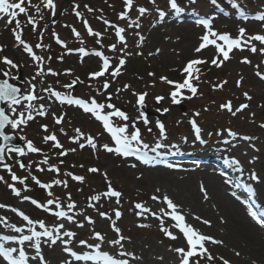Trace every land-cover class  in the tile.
<instances>
[{"label": "rangeland", "instance_id": "obj_1", "mask_svg": "<svg viewBox=\"0 0 264 264\" xmlns=\"http://www.w3.org/2000/svg\"><path fill=\"white\" fill-rule=\"evenodd\" d=\"M15 1L9 0L10 3ZM233 1L237 2L240 10L242 6H247L246 0H215V3L220 2L228 9V4ZM262 1L264 3V0ZM258 2L254 0L252 4L254 12L261 10V4ZM54 3L56 5L54 15L48 12L41 0H31L33 6L25 3L27 15L17 17L21 24L19 29L22 33L21 38L32 46L36 56L41 57V60H33L23 45L15 40L12 31L15 28V21L8 25L7 17L0 19V71H7L13 80L21 71L24 81L22 94H28L31 86L35 85V95L38 99L31 102L33 108L38 110L43 106L46 112L45 116H39L33 111L34 119L27 121L26 125H21L15 130L11 126L7 128V133L15 134L26 146L23 156L16 152L5 153L6 164L11 168V173L4 165H0V177H3L0 181V204L6 206L0 208V221L5 220L8 225H12V220L19 218L28 228L40 232L44 229L39 227V222H43L46 228L56 235L54 229L62 220V223L68 226L66 231L75 233L70 245L75 249H85L80 241H87L89 245L97 244L98 241L93 239L96 232L104 237L102 245L117 239V234L112 229V220H115L116 227L125 237L123 243H151L160 249L173 250L181 261V255L175 249H185L184 244H180L183 234L173 227L175 221L166 214L170 213L166 211L171 209L163 201L167 196L164 191L167 186L166 180L173 175L162 176L163 172L160 170H149V167L144 169L123 155L107 152L104 145L113 148L116 145L102 123L78 106L61 104L46 89L50 88L66 96L83 97L87 102L94 98L97 103L105 105L103 111L105 114L112 111L107 107L108 104L125 112L129 120L122 121L113 117V125H127L129 136L138 128L143 144L148 145L144 148L134 143L133 147L138 146L147 153L154 154L156 151L152 147L156 148V145L160 144L162 148L175 152L190 151L191 155L195 154L202 158L211 157L217 160L219 155L220 161H217L221 162L220 165L211 159L209 162L226 175L228 174L220 169L222 163L236 160L242 169L241 174L248 179L255 173L259 178L258 185L264 189V127H261L264 125V80L257 75V72L264 74L262 51L264 44L248 39L251 36L264 35V24L248 21L242 25L236 24L233 20V23L226 20L214 21L209 31L217 34L230 33L233 36L236 34L234 38H239V30L245 29L243 39L247 43L242 44V50L233 49L229 53L230 58L223 61V56L217 52L214 45H208L197 52L196 49L203 43L202 37L206 31L204 29L199 31L187 21L178 20L183 12L192 14L195 13V9L196 12L201 11L191 0L178 1L180 13L169 9V0H133L131 12L124 0H54ZM35 5H39V12ZM89 8L92 10L89 11ZM137 8L138 10L144 8L146 12L141 15ZM159 10L167 11L165 13L170 16L161 17ZM77 12L80 13L79 17L76 15ZM209 13L211 11H204V15ZM29 16L36 21L35 30L27 22ZM89 28L99 35H90ZM117 28L124 29L125 45L118 44L114 38ZM73 30L78 32L79 36H76ZM56 37L63 39L70 49L96 47L102 50L110 64L108 71L102 77L91 79V74L98 71L99 63L95 60L71 57L65 50L55 46ZM210 39L218 40L213 36ZM252 47L257 49L255 53L251 51ZM5 57L12 60L17 68L4 64L2 61ZM121 59L125 61L120 69L121 74L113 77L111 73L119 67ZM197 59L207 61L195 66L199 71L194 72V75H198L199 78L193 79L192 83L198 89L197 94L192 96L188 90H182L183 97L192 98H181L180 103L173 104L170 98L173 86L163 82L161 77L182 83L185 79L184 67ZM213 59L223 61L222 66L213 65L211 63ZM245 59L250 63H243ZM41 70L42 75H37ZM105 82L109 84L107 90L103 87ZM69 84L75 87H65ZM125 86H128L126 90ZM134 93H147L144 104L149 112L158 117L157 120L148 117L149 124L144 125L139 118L137 95ZM245 93L251 99L246 98ZM160 96L164 99L157 103L156 98ZM228 102L231 103L233 111L243 104H247L248 107L232 115L227 109L221 108V105ZM28 103L22 100L21 105L14 106L17 108V114L24 112L27 115L25 106ZM7 108L10 117L17 118L11 109ZM164 109L168 111L164 112ZM197 113L199 115H196ZM58 117H63L60 124L55 122V118ZM191 120H195L200 127L203 144L195 139ZM157 122L164 124L166 139L160 136L159 128L156 127ZM43 126H47V131H44ZM228 130L237 134L235 140L228 136ZM48 135H55L56 141L62 147H54L53 141L45 142L44 137ZM245 136L252 139H241ZM89 137L93 139L95 149L88 144ZM226 139L230 143L225 144L223 141ZM29 141L39 150L38 152L27 151ZM45 160L47 163L43 162ZM22 163L23 168L20 166ZM92 168L98 171L91 172ZM12 174L24 180V183L13 181ZM74 176L83 179L74 180ZM33 177L42 184L52 186L41 188ZM56 181L61 183L56 184ZM109 184L113 190L121 193L119 198L104 195L109 189ZM9 185H14L20 191V196L14 195ZM49 192L52 193L51 196L48 195ZM96 196L100 199H93ZM153 196L159 199L153 200ZM24 197L30 199L25 200ZM32 199L44 207L37 208L30 202ZM48 200L59 203L60 207L56 208L55 203L48 205ZM69 204H74L75 207L69 209ZM136 204L143 205L149 211L141 212L135 207ZM45 208L49 211H45ZM12 209L27 215L34 222L33 225H28ZM57 211H64L67 216L72 217V221L53 215ZM116 211L121 213L119 220L115 218ZM100 213H106L111 220L102 217ZM157 216L160 219H157ZM86 217L91 218L94 223L89 224ZM80 224L83 227H78ZM161 227L168 229L177 239H170L161 231ZM62 234L60 233L61 236ZM63 240L67 241L69 238L63 236ZM185 242L187 243L186 239ZM70 245L68 243L67 247L71 248ZM62 246L64 247L63 243ZM45 248L47 252L53 253L56 252L57 245L51 246L48 243L44 250ZM207 250L213 257L212 260L207 259L206 254L203 257L190 258V264L194 261L198 264H223L225 257H220L208 248ZM59 251L63 255L64 250L61 246ZM42 255L44 256L43 252Z\"/></svg>", "mask_w": 264, "mask_h": 264}, {"label": "snow or ice", "instance_id": "obj_2", "mask_svg": "<svg viewBox=\"0 0 264 264\" xmlns=\"http://www.w3.org/2000/svg\"><path fill=\"white\" fill-rule=\"evenodd\" d=\"M192 3H195V0H191ZM213 3H215V0H212ZM25 3H27L28 6H33L31 5V0H17L15 3H10L9 0H0V19H6V23L8 25H12L13 22L15 21V28L12 29L13 35L15 37V40L23 45L24 50L29 53V55L32 56L33 60H41V57L35 56L32 52V48L29 47L27 43L21 38L22 33L19 31L21 28V24L19 19L17 17L21 14L27 15V7H25ZM41 3L44 5L45 8L49 9L52 11V14H55V3L54 0H41ZM124 3L127 8L131 9L133 0H124ZM170 6L172 9L175 10L176 13H180L181 9L178 7L176 0H169ZM234 7L236 5H233ZM34 7L37 8V11L39 12V5H35ZM91 11L92 9H88ZM139 13L143 15L146 11L144 8H139ZM76 15L79 17L80 13L77 12ZM160 16L163 17L164 13L161 12ZM124 16H121V19H123ZM257 19L264 21V14H261L260 16L257 17ZM27 22L32 25L33 30L36 28V21L34 18L31 16L28 17ZM107 23V21H105ZM202 24H204L206 27L210 26V22L207 20L201 21ZM87 24V22H85ZM74 34L76 36H79L78 32H75ZM90 35H99V33H93L91 28L88 29ZM124 32L123 28H117L116 29V36L119 37L121 43H125L124 36L122 33ZM209 36L217 37L220 41L223 42L222 46L221 44H217L215 40L210 39ZM245 36V29L241 28L239 30V38H231L228 34H221L217 35L215 32H210L209 35H205L202 37L203 43L196 49L197 52L201 51L203 48L207 47L208 45H215L216 50L218 53H220L223 56V61H226L230 58L229 53L232 52L233 49H241L242 50V44L247 43L243 38ZM249 40H255L259 41L261 44H264V35H255L251 36L248 38ZM60 43V41H57ZM226 46V48H225ZM39 47V45H37ZM112 50H115V45L112 46ZM80 53L82 55H88L87 52L83 48H81ZM251 51L255 53L257 49L255 47L251 48ZM264 51V49H262ZM96 56H100L103 59V67L101 71L92 73L90 78L91 79H96L98 77H102L105 75V72L108 71L110 64L107 58L103 57V54L100 52L94 53ZM223 61H219L217 59H213L211 63L215 65L216 67H221ZM4 64L9 65L11 68H17V65L10 59L8 58H3L2 61ZM243 63H250L247 59L242 61ZM207 63V61L203 60H192L190 61L187 66L184 68V73H187L186 78L182 83H177L174 81H169L166 77H161V80L165 83H168L173 86V91L170 93V98L173 104H178L180 103L181 98H187L191 99L192 97H183L182 96V90H188L192 96H195L197 94V87L193 85L192 80L193 79H198V75H194V72H198L199 69L196 68L195 66ZM125 64V61L121 59L119 61V67H117L114 71H112L111 75L113 77L119 76L120 69L123 67ZM7 75V73H5ZM52 75H56V73H51ZM37 75H42V70L40 72H37ZM151 75V73H150ZM257 75L260 77V79L264 80V74H261L257 72ZM35 79V77H33ZM226 83V82H225ZM238 86H239V82ZM67 88L73 87V84L65 85ZM104 89L107 90L109 87V84L107 82L104 83L103 85ZM128 86H125V90L127 89ZM222 87V85H220ZM20 89L17 87H14L12 84H9L7 80L3 81V83H0V102H4L8 104L9 109H11V112L13 115H15L17 118L12 119L9 117V115L5 114L4 109H0V139L4 141L3 145H0V163H3L4 158H5V150L9 153L11 152H16L19 155L23 156L25 154L24 149L22 148H15L9 144V141H11L14 137L10 135H5L4 134V129L6 126L10 125L13 130L17 129L21 125H26L27 121H31L34 119L33 111H35L36 115L39 116H45L46 112L43 110V106H40V108L34 109L32 105V101H35L38 99V97L35 95V85L31 86V90L28 94L20 96ZM47 92L50 93L51 96L55 97L56 100H58L61 104L67 103L68 105H75L81 108L85 113H90L97 121H100L103 125V128L107 131V133L110 134L111 139L114 141L116 147H109L108 145H104V148L107 152L109 153H115L117 155H123L124 157H128L131 155H136L138 159H143V156L140 154V148L139 147H133V144L135 143L136 145H142L144 148H147L148 145L143 144L141 140V132L137 128L135 131H132L130 136L127 134L128 133V126H114L112 118L116 117L122 121H128L129 116L119 110L116 109L114 105L108 104L107 107L109 109H112V111L108 114H102L105 108V105L97 103V101L93 98L91 99L90 102H86L83 99H74L71 96H66L62 95L58 91H53L50 88L46 89ZM119 91V90H118ZM137 95V104L143 108L144 107V101L146 98L147 93H142V94H135ZM246 98L251 99V97L247 96V93H245ZM43 97H39V99H42ZM110 99V98H109ZM164 99L163 96L157 97L156 102L159 103ZM23 101H28L29 103L25 106L27 110V115H25L24 112H20L17 114V108L14 106H19L21 105V102ZM247 104L241 105L239 108H237L235 111H233L231 103L228 102L224 105H221L222 109H227L232 115H236L237 112L243 111V109L247 108ZM164 112H167L168 109H164ZM196 115H199L197 113ZM140 119H142L143 123L145 126L149 124L148 118L145 116L143 112L140 113ZM63 117H58L55 118V122L57 124H60L62 122ZM192 125V129L195 133V139L198 140L201 144L204 143V141L201 139V129L200 127L197 126V122L195 120L190 121ZM44 131H47V126H43ZM156 127L159 128V134L162 138H167L166 137V132H165V126L161 122H157ZM261 127H264V125H261ZM78 135L79 129L76 130ZM151 131V129H149ZM228 136L231 137L233 140L236 139L237 134L232 132L231 130H228L227 132ZM211 135V134H210ZM217 135H220V133H217ZM241 139L244 140H250L252 139L251 137H241ZM45 142L47 141H53L54 147L60 148L62 145L59 144L58 141H56V136L55 135H48L44 137ZM88 144L95 149L96 145L93 142V139L91 137L88 138L87 140ZM225 144L230 143L229 140H224L223 141ZM84 145H81L83 147ZM161 147L160 144L156 145V148ZM27 151L34 153L38 152L39 150L35 148L32 144V142H27ZM74 151V149H73ZM66 153H61V155H65ZM44 163H47V161H43ZM147 162V161H145ZM239 162L236 160H232L231 164L237 165ZM21 168L24 167L23 164L20 165ZM4 167L11 173V168L7 165L4 164ZM169 167H172L169 165ZM42 170V169H41ZM51 171H58L57 169H50ZM241 170L242 169H238ZM91 172H97L98 169L92 168L90 169ZM12 180L13 181H18L19 183L23 184L24 180H20L15 174H12ZM34 181L36 184H38L41 188H50L52 185H45L42 184L38 179L33 177ZM74 180L82 181V177L74 176ZM251 179L254 181L259 180V178L256 176L255 173L251 175ZM3 180V177H0V181ZM56 184H60V181H56ZM65 186H66V182ZM11 188L12 192L16 196H20V191H18L14 185H9ZM247 191L249 193H253V189L251 187L247 188ZM201 192L204 193V198L207 199V191L204 189L203 185H201ZM49 196L52 195L51 192L48 193ZM105 196L108 197H117L121 195V193L113 190L111 188V185L109 184V189L108 191L104 194ZM25 200H29V197H24ZM70 199V197H69ZM95 200H99L100 197L96 196L93 197ZM153 200H158L159 198L156 196L152 197ZM164 203L167 204V207L171 209L170 213H166L167 215H170V218L175 221V224L173 227L179 229V231L183 234V237L187 241V250L184 248H177L175 249L176 252H178L181 255V261L180 264H190V258L192 257H203L204 255L207 254V259L212 260L213 257L208 254V250L205 247V242L210 241L213 244H219L222 243V241L215 240L211 237L205 236L203 234H200L198 231H196L193 227L190 225H187L185 222V217L184 215L180 214L177 211L178 206L173 203L171 199H169L167 196L163 198ZM33 205H35L37 208H43L44 206L40 203H38L36 200L32 199L30 201ZM48 205H52L55 203L56 208L60 207V204L53 201V200H48L47 201ZM117 203H119V199H117ZM6 207L5 205L0 204V208ZM69 209L74 208V204H69L68 205ZM135 207L137 209H140L141 212H146L149 211L148 209L144 208L143 205L141 204H136ZM45 211H49L48 208L44 209ZM12 211L16 212L18 216H20L24 221L27 222L28 225H33V221L25 215L23 212H20L16 209H12ZM55 216L59 218H66L69 221H72L71 216H67V214L64 211H57L54 213ZM100 215L106 219H110L111 217H108L106 213H100ZM155 215V214H153ZM249 215L256 220V222L261 226L264 227V220H260L257 218V214L255 212H250ZM261 216H264V212L260 213ZM121 217V213L119 211L115 212V218L116 220H119ZM157 219H160V217H156ZM87 221L89 224L94 223V221L91 220V218L86 217ZM199 219V217H197ZM204 223H208L207 221H204ZM141 227H147V225H140ZM39 227L41 229H44L43 232L36 231L34 228H29L28 231L31 233L30 235H22L18 240H15V243L19 245H24L26 242H32L31 246L35 250V255L31 257L32 260H37L39 261V264H47V261L45 260L44 256L42 255V250H41V237L47 238V241L50 242L51 245H56L58 241H61L64 244V251L68 253L69 256H71L75 261H83V262H89L91 261L92 264H129L127 259H115L113 256L109 255L108 252L106 251H101V245L104 243V237L96 232L93 235V239L98 241L97 244L95 245H89L87 241H80V244L83 245L84 247L92 248L93 253H88L85 252L84 254H77V252L73 251L71 248L67 247L68 243H70L71 238L75 236V233L71 231H65L63 233V236H67L69 240L65 241L63 240V236L60 235V230L64 227L63 224L59 225V227L54 229V232L56 235L53 234V231H49L45 224L43 222H39ZM78 227H83L82 224L78 225ZM112 229L113 231L117 234V239L109 241L108 243L111 245H120L122 247L121 241L125 239L123 235H121L120 229L116 227L115 220H112ZM14 231L17 233H22L24 229L19 228V227H14ZM161 231L165 233L166 236H168L170 239H177L175 235H173L172 232H170L168 229L161 227ZM0 240L2 241H9V240H14L13 237H8V236H0ZM18 251V256H14L13 253H16ZM121 256H126V255H131L130 253H126L121 251L120 252ZM239 255V253H237ZM0 257H3L4 260L7 261V264H29V256L26 254L25 250L23 247H21L19 250L17 248H6L3 243H0ZM134 259H138L137 257H133ZM65 264H71V261H65ZM193 264H198V262H193ZM223 264H229L227 260L223 261Z\"/></svg>", "mask_w": 264, "mask_h": 264}, {"label": "bare ground", "instance_id": "obj_3", "mask_svg": "<svg viewBox=\"0 0 264 264\" xmlns=\"http://www.w3.org/2000/svg\"><path fill=\"white\" fill-rule=\"evenodd\" d=\"M194 172L198 173L194 174ZM183 173L186 175H183ZM161 175H168V173L163 172ZM237 181L240 182V187L242 185L253 189V193L250 194L251 201L256 202L258 205L250 201V206L256 209L259 215L261 212H264L263 187L254 183L251 177L246 179L245 176H242ZM166 185L164 189L165 194L178 206L177 211L184 215L186 224L193 227L200 234L222 241L219 244L206 241L205 247L212 252H216L220 257H225V260L229 264H264V231L255 225L256 223L253 221V218L249 215L248 210L243 207V204L240 203L239 199H235L234 196L236 194L234 196L229 194L228 190L231 189L225 185V182L217 173H208L205 170H194L188 173L180 171L175 177L168 178ZM201 185L207 191V199L204 198V193L201 192ZM262 218L264 219L263 216ZM204 221L208 223L206 224ZM62 222L60 220L57 224V227L61 224L64 225L60 233H64L68 227L67 224ZM12 224L15 226L3 225L0 228V236L9 237L11 233L15 235L14 227L22 228L19 218L12 220ZM24 230L27 231L25 228ZM0 242L7 244L5 247L9 248V241L0 240ZM45 243L50 244L49 241L42 239L41 248L45 246ZM28 244L29 242L26 243L25 250H27L26 254H29V263L39 264L38 259H31L34 253L33 249L28 247ZM121 244L122 247L106 243L101 246V251L108 252L115 259H127L129 264L179 263L177 253L173 250L160 249L151 243L130 242L127 244L121 241ZM180 244H184L185 248L187 247L183 239H181ZM56 245L57 249L55 250L56 252H53L54 255H50L51 251H48V254L46 248L45 250L42 248V252L46 255L44 258L47 264H65V261H71V264H92L91 261H75L65 251L61 255L59 246L64 249L62 242L59 241ZM70 247L77 254L82 255L85 252L93 253L92 248L75 249L71 245ZM121 251L130 253L131 255L121 256ZM133 257H137L138 259H134ZM0 264L6 263L0 258Z\"/></svg>", "mask_w": 264, "mask_h": 264}, {"label": "water", "instance_id": "obj_4", "mask_svg": "<svg viewBox=\"0 0 264 264\" xmlns=\"http://www.w3.org/2000/svg\"><path fill=\"white\" fill-rule=\"evenodd\" d=\"M5 80H7L8 81V83H9V80H8V77H5V79L4 80H0V83H3V81H5ZM10 84V83H9ZM17 84H21V81H17ZM14 87H17V88H19L18 86H14ZM6 103H4V102H0V109H4V105H5ZM140 110L145 114V116H147L148 114L146 113V111H145V107H143V108H141L140 107ZM7 127V126H6ZM5 127V128H6ZM5 130V129H4ZM4 144V141L2 140V139H0V145H3ZM9 144L11 145V146H13V147H20L21 146V144H19L17 141H16V139L15 138H13L11 141H9ZM4 162V161H3Z\"/></svg>", "mask_w": 264, "mask_h": 264}]
</instances>
